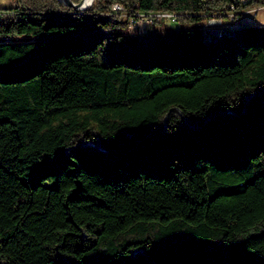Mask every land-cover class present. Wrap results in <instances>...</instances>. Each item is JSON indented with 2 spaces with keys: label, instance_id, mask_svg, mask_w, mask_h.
Returning a JSON list of instances; mask_svg holds the SVG:
<instances>
[{
  "label": "trees",
  "instance_id": "1",
  "mask_svg": "<svg viewBox=\"0 0 264 264\" xmlns=\"http://www.w3.org/2000/svg\"><path fill=\"white\" fill-rule=\"evenodd\" d=\"M261 5L0 7V264H264V25L202 24Z\"/></svg>",
  "mask_w": 264,
  "mask_h": 264
},
{
  "label": "rangeland",
  "instance_id": "2",
  "mask_svg": "<svg viewBox=\"0 0 264 264\" xmlns=\"http://www.w3.org/2000/svg\"><path fill=\"white\" fill-rule=\"evenodd\" d=\"M13 2L14 0H0V7H4V6L8 7L12 5ZM230 13H232V11ZM217 19L221 20L220 24H217L215 20L208 22L207 18L202 21V24L204 27L213 31L220 30L222 26L229 28L230 26L232 27L234 24L236 26H242L245 24L264 25V5L251 7L249 9H244L241 13L238 14V16L235 17H233L232 15H227L225 17L222 18L219 17ZM162 21L165 22L167 27H171V28H178L180 25L179 21H175V22H170L167 20H162ZM135 31L136 29L130 27V25L128 26V25L119 24L110 27L108 29H96V30L88 31L86 33H80V35L109 34V33L121 32L126 35H129L130 37H133ZM20 38L21 37L19 36V39Z\"/></svg>",
  "mask_w": 264,
  "mask_h": 264
},
{
  "label": "built area",
  "instance_id": "3",
  "mask_svg": "<svg viewBox=\"0 0 264 264\" xmlns=\"http://www.w3.org/2000/svg\"><path fill=\"white\" fill-rule=\"evenodd\" d=\"M111 13L117 15L118 18L128 20L130 27L136 29L138 35H144L148 28L151 27L156 22L162 20L174 21L176 19V14L170 11H151V12H142L135 11L133 14H129L124 10V7L119 2H114L111 5ZM227 15H232L228 13ZM216 15H210L207 17L208 22L215 20L217 24L221 23L220 19H217ZM140 27V28H139Z\"/></svg>",
  "mask_w": 264,
  "mask_h": 264
},
{
  "label": "water",
  "instance_id": "4",
  "mask_svg": "<svg viewBox=\"0 0 264 264\" xmlns=\"http://www.w3.org/2000/svg\"><path fill=\"white\" fill-rule=\"evenodd\" d=\"M64 3H66L67 5L69 6H72L74 9H85L87 8L92 0H89L88 2H86V0H81L80 2L78 3H74L72 0H62ZM120 21H124L125 22V19H119Z\"/></svg>",
  "mask_w": 264,
  "mask_h": 264
},
{
  "label": "crops",
  "instance_id": "5",
  "mask_svg": "<svg viewBox=\"0 0 264 264\" xmlns=\"http://www.w3.org/2000/svg\"><path fill=\"white\" fill-rule=\"evenodd\" d=\"M233 26H236V25L234 24ZM212 31H213V30H212ZM214 31H216V30H214Z\"/></svg>",
  "mask_w": 264,
  "mask_h": 264
},
{
  "label": "bare ground",
  "instance_id": "6",
  "mask_svg": "<svg viewBox=\"0 0 264 264\" xmlns=\"http://www.w3.org/2000/svg\"><path fill=\"white\" fill-rule=\"evenodd\" d=\"M89 0H86V2H88Z\"/></svg>",
  "mask_w": 264,
  "mask_h": 264
}]
</instances>
